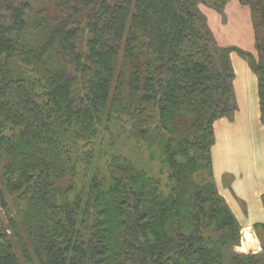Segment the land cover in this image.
I'll return each mask as SVG.
<instances>
[{"label":"trees","instance_id":"obj_1","mask_svg":"<svg viewBox=\"0 0 264 264\" xmlns=\"http://www.w3.org/2000/svg\"><path fill=\"white\" fill-rule=\"evenodd\" d=\"M225 1L0 0V264H264L208 180L235 73L198 6Z\"/></svg>","mask_w":264,"mask_h":264},{"label":"crops","instance_id":"obj_2","mask_svg":"<svg viewBox=\"0 0 264 264\" xmlns=\"http://www.w3.org/2000/svg\"><path fill=\"white\" fill-rule=\"evenodd\" d=\"M231 56L235 71L234 90H243L241 97L246 96V98L239 99L240 104L250 103L248 97L252 98L255 111L252 115L253 107H248L246 110L250 113L242 114V109L240 110L239 106L233 119L222 117L216 121L215 135L217 141L218 126L224 132L223 127L228 125V160L223 162L221 155L218 159L216 158L219 153L216 154L217 149L215 146V174L221 194L226 198L238 217L243 229H251L255 243L250 250L256 252L261 250V244L252 228L256 222H264V204L262 200L264 194V152L258 151L261 150L262 146L256 147L259 141L254 140V138H264L263 125L259 130H254L256 123H262L258 75L249 63L236 52H233ZM248 89H251V91L247 95ZM239 122L243 123L242 130L236 129ZM260 143L262 144V142ZM231 153L234 155H231ZM217 162H219V167ZM238 249L242 250V246Z\"/></svg>","mask_w":264,"mask_h":264},{"label":"rangeland","instance_id":"obj_3","mask_svg":"<svg viewBox=\"0 0 264 264\" xmlns=\"http://www.w3.org/2000/svg\"><path fill=\"white\" fill-rule=\"evenodd\" d=\"M40 1L43 2V0H40ZM49 1L50 0H47V2H49ZM38 4H39V2H37V6H38ZM198 7H199L200 14H202L204 21L206 22L209 30H211L212 35L214 36V38L216 40L215 45H217V46L215 48L216 49H218V48H233V50L230 52L231 63H232V56L231 55L233 52H236V54H238L241 58H243L245 61H247L249 63V65L252 67L251 60H250L251 58L249 56L251 55L253 57V59H257L259 55H258V50H257V46H256L257 45V39H256L257 36H256V29L254 26V17H253V12H252L250 5L243 3L242 0H226L225 3L221 7L210 6V5L202 3V2L199 4ZM232 67H233V65H232ZM234 73H235V71H234ZM258 82H259V80H258ZM233 88H234V86H233ZM250 91H251V89L247 90V95L250 93ZM258 91H259V86H258ZM242 94H243V90H240V91H237L236 89L234 90V102L233 103L236 107H235L233 114L228 117L229 119L234 118V115H235L236 111L239 109V106H240V110L242 109L241 110L242 114L250 113L246 109L248 107H251V108L253 107L251 113H252V115H254V111H255L254 106L255 105H254L252 98L248 97V100L250 103L246 102V103L241 105L239 99L240 98H246V96L241 97ZM260 109H261V106H260ZM216 121H215V123H216ZM261 122H262L261 124L256 123V125H255L256 128L254 130H259L260 128H262V125L264 127V121H262V112H261ZM215 123H214V126H215ZM242 126H243V123L239 122L236 129L242 130ZM227 127H228V125H225L223 127L225 129L224 132H222V130L220 129L219 126L217 128L218 141H217V138L215 135V140H214V143L211 147L213 173H212L211 177H208V180L209 181L213 180V182L217 186L219 195L223 198L224 202L228 205L230 210L233 212L232 208L230 207L229 203L226 201V198H224V196L221 194L220 189L218 187V180H217L216 174H215V161H214V153H215L214 147L215 146H216V149L218 151V152L216 151V154L219 153L216 156V158L218 159L221 155L223 162L228 160ZM254 140L259 141V144L256 147L262 146L261 150H258V151L264 152V144H263L264 138H254ZM216 142L218 143L217 145H216ZM257 142H254V143H257ZM260 142H262V144ZM124 147H125V153L128 154V156H130L134 161V147H133V145L127 144ZM220 151H222V152L220 153ZM231 155H234V154L231 153ZM263 162H264V160H263ZM94 163H96V162H94ZM217 163H218V167H219V162H217ZM225 166H226V163H225ZM204 179L207 180V178H204ZM0 185L3 189H5L4 183L1 180V174H0ZM5 191L7 192V190H5ZM6 196H7V201H8V208L5 209V208L1 207L2 212H3L2 214L4 215L3 218H5V220L7 221L8 215L11 214L15 217L16 220H18V216L16 213L17 209H16L15 204H13L14 203L13 197L11 195H9L8 192H7ZM262 200H263V204H264V194L262 195ZM233 214L235 215L234 212H233ZM108 215H109V212H107L106 216H105L107 220L109 217ZM235 217H236L239 225L241 226V241H240L239 245H235L233 247L234 251H236L238 253H245V254L262 253L263 252L262 243L264 242V222H256L252 228L254 230V233L256 234V237L258 238V240L261 244V250L256 251V252H254L250 249L249 250H239L238 247L243 245L245 232L248 230H249V232H251V229H243V226L240 223L238 217L236 215H235ZM106 226L109 227L108 223ZM9 230L10 229H8V231ZM15 249H16V251L20 257V260L23 264H40L38 256L35 253L34 249L31 248V250H29L32 261L27 260L24 253L22 252V250H20L21 248L18 246L16 241H15ZM118 251H119V248L118 249L116 248L115 250H113V255H111L112 261H113L112 264H119V262L122 261V258L117 256ZM115 254H116V257H115Z\"/></svg>","mask_w":264,"mask_h":264},{"label":"bare ground","instance_id":"obj_4","mask_svg":"<svg viewBox=\"0 0 264 264\" xmlns=\"http://www.w3.org/2000/svg\"><path fill=\"white\" fill-rule=\"evenodd\" d=\"M254 243H255V240H254L251 232H249V230L246 231L245 235H244L242 250H249L250 248L253 247Z\"/></svg>","mask_w":264,"mask_h":264}]
</instances>
